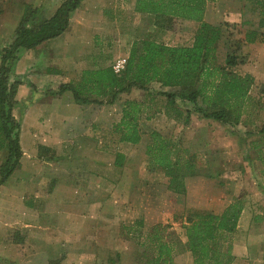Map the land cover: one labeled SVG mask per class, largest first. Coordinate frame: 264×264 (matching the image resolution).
Segmentation results:
<instances>
[{"label":"crops","instance_id":"obj_1","mask_svg":"<svg viewBox=\"0 0 264 264\" xmlns=\"http://www.w3.org/2000/svg\"><path fill=\"white\" fill-rule=\"evenodd\" d=\"M63 1L16 0V7H0V53L12 43L28 7L45 5L47 20ZM135 2L82 0L70 13L68 28L61 35L30 50L18 49L7 63L8 84L15 88L12 117L19 125L22 157L0 187V264H107L112 253L121 256V209L108 203L106 195L108 179L116 182L122 174H116V156L109 158L100 147L101 131L107 130L111 121L105 109L111 105L106 101L102 106L78 105L70 91L59 93L61 84H74L71 73L81 69L95 54L91 45L94 36H130V46L138 40L157 39L166 46L189 47L197 30L207 24L221 30L215 44V63L222 66L224 60H219V50L227 51L228 31L232 32L234 27L243 35L255 29L251 26L248 0H207L201 22L141 14L135 11ZM185 35L190 39H185ZM241 45L242 56H247L245 49L262 48L264 43ZM61 73L65 75L60 77ZM151 85H157L158 91L166 94L172 90L162 89L156 83L146 85V90L133 87L117 94L113 104L135 90L147 96ZM104 97L97 100H105ZM168 114L166 97V118L181 128V140L188 143L186 148H194L202 139L211 140V124H220L191 112L189 123L184 125ZM261 133L264 136L263 130ZM120 146L132 145L120 142ZM6 157L4 144L0 147V165ZM226 163L223 155H217L207 168L185 179L186 203L178 213L221 214L233 201L241 200L243 210L230 241V264H264V201L244 202L243 189H232L230 183L225 184V191L219 189L225 181L218 175L226 174L225 169H220ZM209 187L213 193H206ZM193 194L199 197L197 201ZM16 231L23 232L20 242L12 239ZM179 243L182 245L169 243L173 249L171 264H193L184 234Z\"/></svg>","mask_w":264,"mask_h":264},{"label":"trees","instance_id":"obj_2","mask_svg":"<svg viewBox=\"0 0 264 264\" xmlns=\"http://www.w3.org/2000/svg\"><path fill=\"white\" fill-rule=\"evenodd\" d=\"M81 1L64 0L51 18L32 28L23 26L22 19L12 43L0 53V147L5 144L7 149V157L0 165V187L12 175L22 157L18 139L19 125L12 117V109L16 104L15 88L8 84L7 63L14 58L18 49L30 50L61 35L68 28L70 13ZM206 2L207 0H136L135 11L201 22ZM257 5L261 9L259 25L244 32L241 43H264V3L257 2ZM220 36V28L202 24L189 47L166 46L155 40L135 41L126 58L121 77L115 75L111 67L95 72L96 83L103 90L95 95L106 96L110 93L111 98L106 104L111 105L119 93L129 92L133 87L146 90V85L156 83L162 89H172L168 94L158 93L167 97L170 118L186 125L189 123L190 113L195 112L203 119L235 127L241 122L245 109L253 100L249 91L254 85V79L249 74L241 75L235 71L242 62H238L235 54H227L222 66L215 63V44ZM91 89L93 88L88 91L91 92ZM65 91L73 94L78 105H102V101L86 98L71 84L60 85L59 93ZM177 101L188 103L191 108L181 109L177 107ZM138 114V103L125 104L120 123L114 127V131L119 132V142L131 145L140 142ZM145 155L164 174L168 180L167 190L175 195L184 196L185 179L195 175L198 170L207 168V164H198L195 155L181 143L178 144L173 138L165 137L157 131L150 133ZM120 158L121 155H116L115 166H121ZM260 159L264 161L262 157ZM242 210V201L235 200L221 214L189 212L179 217L183 219L180 221L181 227L193 264H230L231 236ZM162 229L164 227L161 225H154L147 234L154 251V255L146 261L147 264H171L173 249L163 239Z\"/></svg>","mask_w":264,"mask_h":264},{"label":"rangeland","instance_id":"obj_3","mask_svg":"<svg viewBox=\"0 0 264 264\" xmlns=\"http://www.w3.org/2000/svg\"><path fill=\"white\" fill-rule=\"evenodd\" d=\"M15 1L0 0V7H16L18 5L14 4ZM248 2L252 15L251 26L254 28L259 25L261 19V9L257 2L264 3V0H248ZM44 6L37 7L33 4L28 7L24 13L23 26L32 28L46 20L44 16H47L48 12L44 10ZM117 24H121V22L118 21ZM231 31H228L225 43L227 51L225 48H221L218 58L224 60L227 54L237 55L238 62L240 60L242 62L235 68V71L241 75L249 74L255 81L249 91L253 100L245 109L241 122L235 127L213 123L211 124L214 127L211 140L202 139V143L194 148L184 147L188 143L185 142V145L184 140H181V128L175 126L176 124L171 119L166 118V98L158 94L160 92L157 85L147 88L149 90L147 96H144L142 91L135 90L130 94L122 95V99L111 104V107H106L108 117L111 115V121L107 124L108 129L101 131L100 147L108 153L109 158L111 155L118 154L122 157L119 159L121 166L116 167L118 168L116 174L120 171L122 175L116 182H111L108 179L106 195L108 203L116 205L119 210L121 209L118 211L121 218L118 237L122 239V252L121 256L112 253V259L108 260L107 264H147L146 261L154 255L147 238L148 232L154 225L164 227L162 237L165 241L167 239L168 243H174L176 246L182 245L179 240L184 234L180 227L182 225L180 221L183 219H179V217L187 212L179 214L178 211L184 201L186 203V198L167 190V178L150 163L149 158L145 155V147L152 131L173 138L178 144L181 143L185 149L195 155L198 164H207L208 167L215 156L223 155V159L227 163L220 169H225L224 171L227 172L218 175V177H224L223 181H225L221 182L220 185L223 188L219 189L225 191L227 188V186L224 187L225 184L230 183L232 189H243L244 202L264 201V161L260 159V157L264 159V136L260 132L264 131V46L245 49L248 54L242 56L244 54L241 48L242 35L234 27L231 28ZM184 38L190 39L186 35ZM131 41L130 36L124 35H109L105 39L97 35L94 36L91 39V45L94 46L96 55L92 53L87 64L84 63L85 65L81 69L71 73L72 79L75 81L73 86L86 98L97 100L101 94H95L103 90L96 83L95 72L110 68L114 58L128 57ZM92 63H96V65ZM65 73L67 74L68 71ZM65 73H61L60 77H63ZM118 77L121 76L118 75ZM91 87L93 89L89 92ZM104 98L102 105L103 101L110 100L111 94L108 93ZM127 102L139 104L137 127H139L142 141L137 145L124 148V146H120L119 132H115L114 127L119 125L122 116L121 110ZM176 103L177 107L181 109L191 108L188 103L184 104L180 101ZM207 183L213 182L208 181ZM206 193H213L212 187H209ZM220 194L222 193L220 192ZM196 198L199 199L197 194H193L194 201H197ZM174 227L177 230H170ZM22 236L23 232L16 231L13 233L12 239L15 242H20Z\"/></svg>","mask_w":264,"mask_h":264},{"label":"built area","instance_id":"obj_4","mask_svg":"<svg viewBox=\"0 0 264 264\" xmlns=\"http://www.w3.org/2000/svg\"><path fill=\"white\" fill-rule=\"evenodd\" d=\"M127 57H117L113 59L111 69L115 75H120L126 66Z\"/></svg>","mask_w":264,"mask_h":264}]
</instances>
